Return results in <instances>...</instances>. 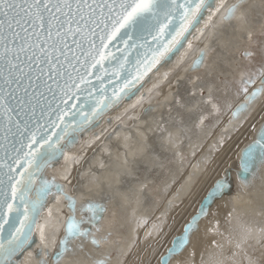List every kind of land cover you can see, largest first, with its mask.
Listing matches in <instances>:
<instances>
[{"label":"snow or ice","instance_id":"6c2138e0","mask_svg":"<svg viewBox=\"0 0 264 264\" xmlns=\"http://www.w3.org/2000/svg\"><path fill=\"white\" fill-rule=\"evenodd\" d=\"M242 3L237 0L225 8L222 21L235 17L247 25L243 12L236 16ZM221 8L224 0H0V264H19L18 254L33 242V225L49 198L65 202L64 234L53 238L49 248L45 226H39L35 264H107L110 254L96 259L84 245L89 241L99 249L107 243V235H96L104 205L86 201L79 210L90 215L77 219L74 197L43 171L61 156L70 161L66 150L76 142V134L92 127L148 72L180 53L186 42L191 48L192 30L205 14L210 21ZM252 36L248 30L249 41ZM255 55L250 49L244 52L245 58ZM204 60L201 50L190 69H198ZM238 84L236 96L242 99L231 111L234 120L264 95V63L250 74L241 72ZM200 91L203 95V88ZM203 103L219 112L211 94ZM177 104L184 107L179 99ZM205 119L202 115L200 124ZM258 164H264V122L257 138L242 150L237 178L245 186ZM61 179L71 184L68 175ZM230 187L225 172L157 264H170L183 252L201 216ZM48 215L52 217L50 208ZM251 233V228H242L229 242L243 249ZM190 256L194 259L195 253Z\"/></svg>","mask_w":264,"mask_h":264},{"label":"bare ground","instance_id":"6f19581e","mask_svg":"<svg viewBox=\"0 0 264 264\" xmlns=\"http://www.w3.org/2000/svg\"><path fill=\"white\" fill-rule=\"evenodd\" d=\"M234 1L224 0V8L205 23L202 34L200 30L191 48L187 47L182 53L183 59L181 54L169 68L158 72L145 87L144 94L120 109L98 139L90 137V144L83 143L69 155L70 161L63 160L56 170L47 171L48 176L64 184L65 191L76 200L77 219L90 215L79 210L86 201L102 203L104 209L107 206L111 212L114 223L106 222L108 211L105 210L99 221L100 232L96 233L97 236L109 233L107 243L94 249L89 241H84L85 250L92 251L96 259H106L110 254L107 264H157L159 256L171 246L173 237L180 235L184 225L196 214L213 183L227 172L231 187L207 208L196 230L190 234L187 246L170 264H198L199 259L204 264L264 261V180L254 191L253 198H249L235 176L238 149L264 119V95L240 121L223 129L230 105L238 99L236 92L243 71V58H239L236 51L241 46L246 48L248 30L253 36L262 30L264 0H246L240 5L236 16L243 12L247 25L235 17L232 21H222L224 9ZM200 49L206 51L204 63L189 73L188 67ZM262 63L264 56L260 66ZM202 74L203 78L194 83L193 96L186 81L192 75ZM218 74L228 79L232 89L221 96V114L209 125L198 127L199 115L209 107L203 101L218 85ZM201 88L204 96L199 95ZM177 94L184 107L176 103ZM146 105H151V110L146 116H140ZM117 123L121 127L105 140L104 136ZM169 133H172L171 140ZM237 137L241 140L232 155L218 165L222 154ZM95 148L96 153L79 173V188L72 190L76 168L81 167ZM192 163L194 176L190 177L187 172ZM63 175H68L71 184L61 179ZM184 178L185 185L179 195L169 199ZM155 180L160 182L152 191ZM48 206L52 217L49 218L47 209L42 225L46 243L51 248L52 239L59 240L64 234V218L68 212L63 199L57 202L50 198ZM242 228L252 229L251 238L243 249H237L229 240L233 236L238 238ZM38 235L40 238L39 231ZM193 252L194 259L190 256ZM35 260L30 254L22 264H35Z\"/></svg>","mask_w":264,"mask_h":264},{"label":"water","instance_id":"95a60500","mask_svg":"<svg viewBox=\"0 0 264 264\" xmlns=\"http://www.w3.org/2000/svg\"><path fill=\"white\" fill-rule=\"evenodd\" d=\"M245 1L246 0H244V2ZM236 2H237V0H235L231 4L236 3ZM208 20H209L208 19V14H205L203 20H201V22L198 25H196V27L192 30V34H191V36H189V41L190 42H192L198 36V33L204 27L205 23ZM186 48H187V42L185 43V47L183 49H181V52L180 53H177V55L173 56L172 59L169 62H167V63H163L162 62L161 64H159L155 68H153L152 71L148 72L147 75L144 77V80H142L139 84H136L135 87L132 88L131 93L128 96L122 97V99L118 103H116L113 107L107 109V111L105 112V114L99 120H97L94 123V125L92 127H90L86 132L76 134V142L74 144H72L71 147H69L66 150L67 155L73 154L83 143L90 144V142H91L90 139H89L90 137L91 138H97L98 135L103 132L104 128L107 127V126H109L112 123V121L114 120L115 115L117 114V112L120 109H122L126 104L130 103L133 99L142 96L144 94L145 87L155 79L156 74L158 72H160V71H163V70H166L167 68H169L176 60H178V58L186 50ZM201 50H203L204 51V54H205V52H206L205 49H200L198 51V53ZM193 60H192V62H193ZM192 62H191V64H192ZM198 69H196V70H198ZM255 69H256V67L253 69V71ZM196 70H192V69H190V67H188L189 73H193ZM245 71H247V72L245 73ZM244 73L245 74H250L251 72L249 73V70H245L244 69ZM258 84H259V80H257V85ZM249 90H251V89H249ZM108 94H109V96H111V88H109V93ZM241 99H242V97L238 98L236 101H234L233 104H231L232 107L229 108L228 117L226 118V120H225V122L223 124V129H227L231 124L240 121L243 118V116L247 114V113H245V114L241 115L239 117V119H235L234 120L232 118L231 111H232V109H234L235 105L240 102ZM151 108H152L151 105L144 106L142 108V110H141V115L140 116H143V117L146 116L149 111H145V110L146 109H150L151 110ZM224 115H226V114H224ZM261 122H264V119L262 121H260L255 126V128L253 129V132L250 135L249 139L247 141H245L240 146V148L237 151V166L238 167L235 170L236 180H237L238 185L240 186L241 190L245 191L247 193V195H248L249 198H253L254 191L258 188V186L264 180V164H258V166H257V168L255 170L254 175L249 178V181H248L247 186H245L242 183V181L237 178V173L239 172V169H240V158H241V155H242V150H244L246 148V146L250 145L257 138V129H259ZM120 127H121V125L119 123H117L116 125H114L113 130L107 132V134L104 136V139L105 140L110 139L111 136H112V134H113V132L115 130L119 129ZM95 151H96V148L93 149L92 150V153L82 161L81 167L76 168L75 173H74L75 182L72 185V190H76V189L79 188V184H80L79 173L86 166V164L89 161V159L96 153ZM63 160H64V158L61 156L57 161H55L52 164L51 167H47V168L44 169L43 175L45 177L51 179L48 176V172L47 171L48 170H51V171L56 170V168H58L62 164ZM187 176H190V177H193L194 176V164L193 163L190 165V167L188 169ZM57 183H59V182H57ZM184 185H185V178L182 179V181H180L179 185L176 187V189L173 191V193H171L169 199L176 198L179 195V193L181 192V190H182V188H183ZM235 197H236V195H235ZM49 201H50V198H49ZM48 205H49V203H48ZM48 205L44 209V211H42L39 214V216L37 218V223L35 225H33V232H32L33 242L31 243L30 246H26V248H25L24 251H22L21 253L18 254L17 259L19 261V264H22V262L25 259L28 258V255H30V253H31V256H33L34 258H36V256H35V249L37 248V246L40 243V238H39V235H38L39 226L42 225L44 223V221L46 220L47 209L49 207Z\"/></svg>","mask_w":264,"mask_h":264},{"label":"rangeland","instance_id":"374dc122","mask_svg":"<svg viewBox=\"0 0 264 264\" xmlns=\"http://www.w3.org/2000/svg\"><path fill=\"white\" fill-rule=\"evenodd\" d=\"M263 22H264V19H263ZM262 27H260L261 29ZM262 31V30H261ZM261 31L257 32L254 36H252V41H246L244 44H245V49L246 50H253L256 55L254 57H249V58H245L244 56V52L246 51L245 49L242 48V46L236 51L237 55L239 58H243V61H242V69H243V72H244V69L245 70H249V73L250 72H253V69L256 67H259L260 66V63L263 59V56L261 55V42H264V35L261 34ZM234 62V61H233ZM247 71H245L246 73ZM213 76V75H211ZM201 79L203 78V74L202 75H192L188 78V80L186 81L187 83V86L189 87V92L190 94H192L193 92H195V89H194V83L198 80V79ZM193 81H195L193 83ZM218 81V85L215 86L213 92L211 93V96L213 98V103L217 104L219 106V112H215L212 108V105L209 104V107H206L203 111V114H200L199 115V119L200 117L203 115L206 117V119L204 120L203 124H200V120L198 119V122H197V126L198 127H201L203 125H209L213 119L216 117V115H220L221 114V111H222V98L221 96H226L228 94V89H232V84L228 83V79L226 80L225 78H223L221 76V74H218V79L216 80ZM222 82V83H221ZM193 86V87H192ZM231 86V87H228ZM239 86V84H238ZM220 88V89H218ZM201 90V89H200ZM219 93H221V95H219ZM200 96H204V90H203V95H201V91H200ZM179 94H177V99H176V103H177V100L179 98ZM208 98V97H207ZM180 100V103H181V99ZM169 109V108H167ZM244 136V134H243ZM241 139H238V137L233 141V143L229 146V148L224 152V154H222V156L220 157V160L218 161V165L221 161H227L228 157H230L233 153V148L236 147L237 145V142H239ZM216 167V166H215ZM215 169V168H214ZM159 182L158 180H155L152 185H151V190L152 191H155L156 188L158 187L159 185ZM207 186V185H206ZM205 189V188H204ZM105 210H109L108 207L106 206ZM105 216H106V222H108L109 224H112L114 223V219L112 218L111 216V212L108 211L107 213H105ZM108 237L109 236V233H107ZM163 244H164V241H163ZM198 264H204L203 263V260L199 259V262ZM259 264H264V261H260Z\"/></svg>","mask_w":264,"mask_h":264}]
</instances>
